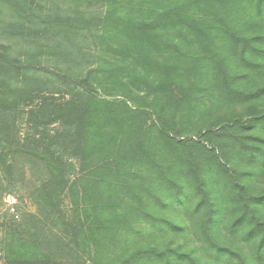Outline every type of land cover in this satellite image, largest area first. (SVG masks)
<instances>
[{
	"label": "trees",
	"instance_id": "1",
	"mask_svg": "<svg viewBox=\"0 0 264 264\" xmlns=\"http://www.w3.org/2000/svg\"><path fill=\"white\" fill-rule=\"evenodd\" d=\"M88 1L0 0V198L29 197L38 211L1 228L0 264H203L158 245L112 259L156 228L186 230L182 209L205 210L201 234L217 260L260 264L264 195L233 163L264 168V139L248 134L264 128V84L250 89L264 76V33L250 30L264 0L246 20L237 16L249 0H97L95 18L62 6ZM39 52L73 61L71 92L26 110ZM250 103L243 117L221 111ZM20 118L33 127L26 138ZM223 178L242 208L232 228L251 222L247 237H259L253 258L215 238ZM69 196L71 221L60 204Z\"/></svg>",
	"mask_w": 264,
	"mask_h": 264
},
{
	"label": "rangeland",
	"instance_id": "2",
	"mask_svg": "<svg viewBox=\"0 0 264 264\" xmlns=\"http://www.w3.org/2000/svg\"><path fill=\"white\" fill-rule=\"evenodd\" d=\"M43 1L49 2L51 0ZM255 3L256 0H249L243 7L244 14L241 13L237 16V18L241 20H246L248 16L251 18L252 14H254L255 12V10H253L256 8ZM62 6L63 8H65V10L70 9L72 11H80L87 17L89 16L93 18H95V15L99 14L102 10V5L97 0H90L84 5H76L72 4L71 2H67L65 4L62 3ZM259 19V22L253 23V25H257L256 27H253V25H251L252 28L256 29L255 31L250 29L252 31L251 34L261 33L260 31L264 33V7L262 9V16ZM259 29L261 30L259 31ZM23 47H25V44H23ZM34 47L37 46L35 45ZM38 54L42 55L41 52H39ZM32 62L33 66L39 69V72L36 73V78L33 79L30 84H28L27 82V88L25 91L34 93L36 95V99L33 103L30 104L29 101L27 103L23 102V108L26 110L32 109L37 104H40L44 100L45 96L49 98L53 97V99L58 102L68 100V94L69 92H71V89L65 86L63 80L66 79L73 81L70 78L74 74L73 72H75L76 69L74 68L76 66L74 65L73 61L66 59L62 54H57L50 57L42 55L41 59H34L32 60ZM90 63H93L92 58L84 60L85 66H91ZM263 84L264 76L260 77L255 83L250 84V89ZM51 92L54 93V95H50ZM258 105L261 106L259 107V109L261 111H264V102L262 104L258 103ZM245 107L246 108L237 107L236 110H234L233 107L228 106L226 108L222 107L221 111L224 110L223 112L227 115L236 114L243 117L244 115L249 113V110L251 112L253 111L254 107L258 106L256 105V103H250ZM247 120L248 119L245 117V122L248 123ZM203 123L207 124L208 121L204 120ZM54 128H56V126L50 127L51 130H53ZM17 130L20 133L19 135L21 136V138H26L34 132L32 125L21 118L17 124ZM248 134H254L256 136L260 135V137L264 139V128L257 127V130L250 131V133ZM260 142L257 141L258 144H262ZM251 144L253 143L251 142ZM237 156L238 155L236 154V158ZM233 165L235 166L237 172H254V175H251L247 181L249 193L252 196L264 195V168L262 167L261 162L258 161V163H253L252 165L250 164V169H248L246 161L235 160ZM75 177L76 175H74L72 179H74ZM218 190L224 198V208L221 224L217 233L215 234L217 242L223 246L233 248L234 250L245 254L249 258H253L259 237H247V232L248 230H250L252 223H246L243 229L234 230L232 228V224L242 213L241 204L236 197V190L228 181L225 180V178L221 179ZM60 204L63 211V218L71 221L74 218L71 197H62ZM192 211H190L191 213L189 212L185 214L184 209L181 210L179 221L183 220L184 218L186 219V230H182L179 232H169L167 231V229L164 230L165 232H161L158 230V228H156L155 232L150 233L149 235H147V237H144V239L140 240L137 243V246H134L131 251L123 253L124 255L121 257L119 256V254H116L112 259H118L119 261H121L125 259V257L130 253L138 250H145L154 245H158L157 251L165 250L166 248L171 246L172 248H178L183 252L192 253L203 264H231L226 261V259H223L222 261L217 260L201 234L205 210L203 209L201 213L196 214H194ZM26 213H38L37 207L29 197L25 196L21 199H18L13 195H5L3 198H0V231L2 227L12 223L13 217L18 218ZM261 214L264 218V206L262 208ZM149 264L169 263L167 260L161 259L152 261ZM184 264L191 263L188 262ZM260 264H264V260H262Z\"/></svg>",
	"mask_w": 264,
	"mask_h": 264
}]
</instances>
